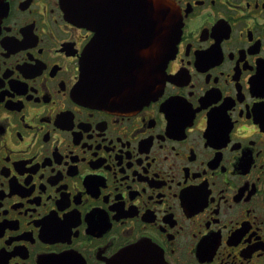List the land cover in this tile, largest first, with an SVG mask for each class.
Returning <instances> with one entry per match:
<instances>
[{
  "label": "flooded vegetation",
  "instance_id": "af4514ba",
  "mask_svg": "<svg viewBox=\"0 0 264 264\" xmlns=\"http://www.w3.org/2000/svg\"><path fill=\"white\" fill-rule=\"evenodd\" d=\"M136 2L0 0V264H264V0H174L162 91L94 105L85 53L134 60Z\"/></svg>",
  "mask_w": 264,
  "mask_h": 264
},
{
  "label": "water",
  "instance_id": "95a60500",
  "mask_svg": "<svg viewBox=\"0 0 264 264\" xmlns=\"http://www.w3.org/2000/svg\"><path fill=\"white\" fill-rule=\"evenodd\" d=\"M70 1L69 5L78 21L87 22L88 14L95 15L96 0ZM140 4L138 1L135 3L137 6ZM146 6L150 36L146 40L142 38L141 46L137 45L141 52L137 50L134 60L110 61L90 50L85 55L81 85L85 100L99 106L137 109L156 98L162 91L165 68L175 54L182 20L174 0H148ZM85 7L89 9L85 10ZM142 9L144 10V6ZM91 17L92 15L89 21ZM137 246L148 250L150 245L139 243ZM147 250H135L132 253H145Z\"/></svg>",
  "mask_w": 264,
  "mask_h": 264
}]
</instances>
